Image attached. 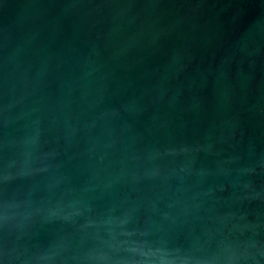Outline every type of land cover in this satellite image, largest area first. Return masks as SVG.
Returning a JSON list of instances; mask_svg holds the SVG:
<instances>
[{
	"label": "water",
	"instance_id": "1",
	"mask_svg": "<svg viewBox=\"0 0 264 264\" xmlns=\"http://www.w3.org/2000/svg\"><path fill=\"white\" fill-rule=\"evenodd\" d=\"M0 264H264V0H0Z\"/></svg>",
	"mask_w": 264,
	"mask_h": 264
}]
</instances>
